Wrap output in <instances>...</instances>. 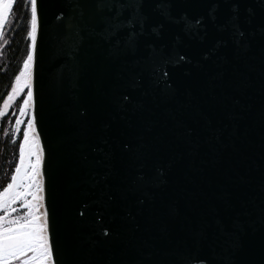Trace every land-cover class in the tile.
I'll return each instance as SVG.
<instances>
[{
    "label": "water",
    "instance_id": "obj_1",
    "mask_svg": "<svg viewBox=\"0 0 264 264\" xmlns=\"http://www.w3.org/2000/svg\"><path fill=\"white\" fill-rule=\"evenodd\" d=\"M37 16L55 264H264V0H37Z\"/></svg>",
    "mask_w": 264,
    "mask_h": 264
},
{
    "label": "snow or ice",
    "instance_id": "obj_2",
    "mask_svg": "<svg viewBox=\"0 0 264 264\" xmlns=\"http://www.w3.org/2000/svg\"><path fill=\"white\" fill-rule=\"evenodd\" d=\"M15 0H0V39L9 22ZM30 4V50L23 60L22 69L15 75L11 91L0 105V117H4L13 102L27 89L26 98L19 107L14 135L21 131L24 117L33 108V62L37 48V0ZM166 74V73H165ZM15 143V141H13ZM42 148L36 132L34 114L27 121L22 143L18 147V164L7 186L0 191V264H55L50 243L48 211L44 205V184L41 172ZM34 158V159H33ZM25 211L13 216L18 205Z\"/></svg>",
    "mask_w": 264,
    "mask_h": 264
},
{
    "label": "trees",
    "instance_id": "obj_3",
    "mask_svg": "<svg viewBox=\"0 0 264 264\" xmlns=\"http://www.w3.org/2000/svg\"><path fill=\"white\" fill-rule=\"evenodd\" d=\"M30 4L29 0H17L10 14L9 22L4 28L5 36L0 39V105L11 91L15 75L22 69L23 60L30 50ZM27 90L22 94L21 102L26 98ZM5 118L0 117V190L3 181L13 173L18 164V147L22 138L11 136L2 139ZM15 141V143H13ZM8 176V177H7Z\"/></svg>",
    "mask_w": 264,
    "mask_h": 264
},
{
    "label": "rangeland",
    "instance_id": "obj_4",
    "mask_svg": "<svg viewBox=\"0 0 264 264\" xmlns=\"http://www.w3.org/2000/svg\"><path fill=\"white\" fill-rule=\"evenodd\" d=\"M16 1L17 0H15V3H16ZM15 3H14V5H15ZM14 5H13V7H14ZM25 90H27V89H25ZM22 94L13 102L12 106L8 110V113L6 114L5 127H4V131L2 132V137H3L2 139L6 138V137H10V136L12 138H14V139L23 138V132L27 129V121L31 118L32 111L29 113L28 116H25L24 117V123L21 125V131H20V133L18 135H14L13 134V130H14V126H15V121L18 118H20L19 117V107L22 105V102H21V100L19 101V99L21 98ZM12 174H14V171H13V173H11V175ZM11 175L9 177L7 176L8 178H5V180L2 182L3 183V187H2V189L0 191H2L3 188L7 186V183L11 182L10 181ZM15 207H17L18 210H17V212L12 213L13 216H15V215H21V214L24 213L25 210L22 207H20L19 204L16 205ZM0 214H2V213H0ZM15 264H20V262L17 261V262H15Z\"/></svg>",
    "mask_w": 264,
    "mask_h": 264
},
{
    "label": "bare ground",
    "instance_id": "obj_5",
    "mask_svg": "<svg viewBox=\"0 0 264 264\" xmlns=\"http://www.w3.org/2000/svg\"><path fill=\"white\" fill-rule=\"evenodd\" d=\"M41 172H42V177H43L42 165H41Z\"/></svg>",
    "mask_w": 264,
    "mask_h": 264
}]
</instances>
